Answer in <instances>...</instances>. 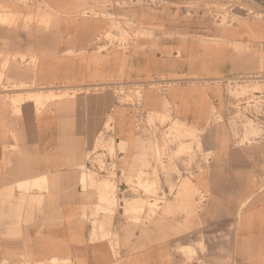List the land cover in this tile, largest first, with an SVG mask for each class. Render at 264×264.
<instances>
[{
	"label": "crops",
	"instance_id": "1",
	"mask_svg": "<svg viewBox=\"0 0 264 264\" xmlns=\"http://www.w3.org/2000/svg\"><path fill=\"white\" fill-rule=\"evenodd\" d=\"M61 1L69 9L55 30L0 25V264H264V146L223 144L221 130L208 125L213 112L227 118L224 82L257 66L254 53L239 55L235 47L264 42V0H252L260 18L224 28L180 4L186 0L156 9L128 4L133 0ZM108 2L96 15L73 10ZM116 24L129 34L124 47L106 38ZM135 31L142 36L136 45ZM21 84L30 89H11ZM135 86L142 87L140 103L121 104L118 90L130 97ZM57 88L85 92L40 112L33 100L16 108L6 101L64 92ZM139 115L170 117V131L204 132L203 153L210 154L200 170L198 162L179 164L189 184L149 219L146 211L125 215L122 201L103 212L95 190L101 181L90 188L81 171L106 175L85 159L97 140L124 142L129 161L149 160L135 153L149 141ZM124 179L117 171L120 200L135 201ZM159 181L168 195L178 177Z\"/></svg>",
	"mask_w": 264,
	"mask_h": 264
},
{
	"label": "rangeland",
	"instance_id": "2",
	"mask_svg": "<svg viewBox=\"0 0 264 264\" xmlns=\"http://www.w3.org/2000/svg\"><path fill=\"white\" fill-rule=\"evenodd\" d=\"M164 1L133 0L128 4H134L135 6L145 5L156 9ZM91 2L96 3V1ZM180 4L189 10L202 12L204 15L210 16L218 28L241 23L243 22L242 20L245 21L250 18H260L262 14L261 11L255 8L256 5L252 0H186ZM116 5L120 8L125 7L126 3H116ZM106 8H111L110 2L103 3L100 6L90 4L87 7L73 10L79 11L84 16L86 15V11L90 15H96V9L104 10ZM68 9L69 6L61 0L55 2L51 0H0V17L6 18L2 21L0 20V25L18 29L22 28L23 30H29L34 27L37 28L39 33L52 31L56 29L59 17L65 15ZM63 12L65 14H62ZM113 21L115 22V20ZM124 26L130 27L132 25L125 23ZM112 31L114 35L109 33L106 36L107 40L110 42L117 41L121 47H124L129 39V34H126L119 24H116ZM150 36L152 37V34ZM141 37V34L135 31L133 35L135 45ZM235 51L239 55L254 53L258 59L256 67L244 71L246 75L257 74L264 70V42L245 44L241 48L235 47ZM2 61V70H6L8 59L4 58ZM261 73H264V71ZM224 83L227 86L225 95L227 118L224 119L216 112H213L209 120V127L214 132L217 129L221 130L219 133L223 139V144L227 145L231 142L234 143L236 148L244 145L264 146V81L259 80L233 86L229 85L228 81ZM25 88L30 89V87H26L24 84H21L19 87L13 85L11 89L24 90ZM32 88L35 91L34 94L36 92L43 94L42 92H38L39 90L34 85ZM57 89L64 90V92H59V95L56 96L50 95L49 97H38L37 99L31 98V95L34 94H21L6 101L16 108L23 105L26 101L33 100L35 111L40 112L55 100L74 98L78 94L85 92L84 90H80V88L75 90H69L68 88ZM141 92L142 87L135 86L130 92V97H128L129 95H126L127 91L124 88L119 89L118 94L122 97L120 99L121 104L128 102L139 104ZM257 93L258 96L255 95ZM171 121L170 117L160 115H148L146 120H143L142 116L139 115L138 119H136L138 125L146 124L150 129L148 131H139L144 135L148 134L149 141L146 147L142 142L138 146L135 145V153L137 151L146 155L148 153L149 160L144 159L139 162L129 161L128 155L130 149L124 142L116 146L112 141L104 143L103 140H97L91 153L96 156L100 172L106 175L100 178L99 175L87 171L84 166L81 167V171L88 176V181L92 183L88 187L93 188L94 182L97 179L101 181L99 187H96L95 190L97 191L101 206H105L106 208L103 212L108 214L111 213V210L118 209L120 201H122L125 215L139 218L146 211L147 219H149L159 212H164L167 206L172 204L169 198L175 190H177L175 198L176 200H180L182 196L181 190L190 181L187 179L181 180L179 164L187 169L191 163L198 162L196 165L200 170L201 163L206 162L210 154L203 153L202 140L204 132L191 130L186 126L180 127L175 131H170ZM102 152H105L106 156L112 160L110 166L104 161L106 157L102 155ZM98 153L99 155H97ZM117 153H123V157L117 158ZM89 154L85 157L86 160L89 159ZM117 171H120L122 177H125L124 182L132 189L136 198L135 201H130L125 197L120 200L115 181ZM147 173H150V175ZM172 175L178 177V182L168 184L169 194L166 195L160 189L159 177L170 178ZM83 188H86V186L84 185ZM139 191H143V197L138 194ZM130 202L131 204H129ZM99 210L102 211V209ZM136 221L142 222L140 219ZM199 248L203 249L201 244ZM50 264L70 263L68 261L58 262L57 260H53Z\"/></svg>",
	"mask_w": 264,
	"mask_h": 264
},
{
	"label": "built area",
	"instance_id": "3",
	"mask_svg": "<svg viewBox=\"0 0 264 264\" xmlns=\"http://www.w3.org/2000/svg\"><path fill=\"white\" fill-rule=\"evenodd\" d=\"M262 71H264V70H262ZM262 71H260L257 74L239 75V76L233 77V78L228 80V83H229V85L233 86V85H236V84H245V83H248V82H256V81H259V80H263L264 81V73H261ZM255 95L258 96V93L255 94ZM97 155H99V153ZM102 155L106 157L104 161L106 162L107 165L110 166L112 160L108 156H106L105 152H102ZM95 157L96 156L94 154H91L90 157H89L90 162H92V165L94 166V168L97 169V171L99 173L105 174L103 172H100L99 165H98L97 160H96Z\"/></svg>",
	"mask_w": 264,
	"mask_h": 264
}]
</instances>
